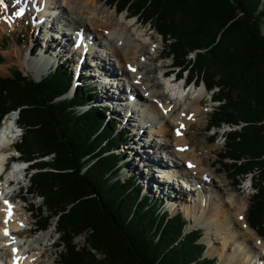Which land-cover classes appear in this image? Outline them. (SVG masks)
<instances>
[{
	"label": "trees",
	"instance_id": "16d2710c",
	"mask_svg": "<svg viewBox=\"0 0 264 264\" xmlns=\"http://www.w3.org/2000/svg\"><path fill=\"white\" fill-rule=\"evenodd\" d=\"M107 3L153 23L178 76L221 92L216 100L212 96L218 105L207 131L233 128L218 162L235 177H257L246 221L264 239V0ZM71 80L61 64L40 81L17 69L0 77V119L17 112L23 134L15 149L35 170L28 177L30 191L56 217L58 264H216L215 258L203 257L200 230L186 231L181 213L161 212L158 200L144 196L134 176L121 178L115 148L129 141L128 132L93 105L97 93L91 86L67 96ZM40 209L35 211L43 224H35L44 231L50 218ZM80 235L86 248L73 245Z\"/></svg>",
	"mask_w": 264,
	"mask_h": 264
},
{
	"label": "bare ground",
	"instance_id": "6f19581e",
	"mask_svg": "<svg viewBox=\"0 0 264 264\" xmlns=\"http://www.w3.org/2000/svg\"><path fill=\"white\" fill-rule=\"evenodd\" d=\"M12 1H14V4ZM58 1L60 5L58 8L52 7V10H54L53 12L50 13L49 10L46 12L52 17L51 23H48L49 25L40 24L46 29L43 42L47 47H45L46 49L44 50L50 48L49 54L53 57L57 56L61 58L67 54L64 49L69 40H72L71 37H74V44L77 43L78 39H81V45H86L89 49L87 52L83 53L81 46L78 49L80 55L78 57L82 58V60L87 58L91 59L92 64L90 67H88L85 62L82 64V67H85L84 70H86V68H92L93 72H95L92 78L100 83L98 85L102 87L99 91L100 98L98 99H100L102 103H108L114 112L123 110L126 115L122 117V120H125L128 126H132L133 122H129L131 121V116L133 115L134 117L132 119H135V115L139 110L137 109L136 111L133 107L141 109L144 105H147L149 109L147 112L150 116L147 117L143 114L146 121H141L140 125L134 129H148L149 127L145 125L146 122H149L148 120L154 119L155 122L157 121L159 127L156 131H151V135L157 138L161 137L165 141L164 144L168 146L170 153L175 157L176 162L179 161L180 163V165H177L173 161V163L170 164V162H168L169 159H166L167 155L164 157L165 160L155 148H152L153 145L151 146V143H148V148H145L144 145L139 148H136V146L134 148H132V146L128 147V149L131 148V152H133L132 161L134 160L137 162L136 168H138L137 170L139 172L137 175H140L139 177H141V179L143 177L141 183L145 189L151 191V188L155 187V191L152 190L154 194L160 197L164 196L167 200L172 202H179V206L183 205V197L185 198L186 195L190 197L191 191L192 195L194 192H197V197L194 196L193 199L191 198L188 202L189 204L186 206L184 205L183 210L187 214V210L190 208V214L194 212L200 214L203 226H207L209 229V237L213 236L214 239L221 240L220 251L218 250L219 252H217V247L215 246L213 249L210 248V253L208 255L212 256L213 253L217 254L221 259L220 264L264 263L260 261L261 253L264 250V242L248 227L247 223L243 221V213L247 208V203L250 198L247 199L244 195L240 196L238 193L234 192L233 189L230 188L231 185L227 183L225 185L227 187V193L220 195V202H218L217 207L212 208L211 211L209 207L214 205L213 199L211 197L207 199V196H202L203 190L201 186L204 185L203 179L207 175L204 170L200 168L203 160H196L194 150L190 153L187 151L190 148V142L185 138V131L191 127L192 120L201 115L200 106L201 102H203V98L199 95H192L182 81L176 82L165 78V70L161 71L160 75L162 76L161 78L165 80L164 85L167 86L165 87L172 95L164 100L166 92L158 94L152 90L150 86L152 79H144L143 76L145 74L142 75L140 70L147 68V66H144L142 63V59L152 62L154 58H156L150 57L148 51L155 42H153V37L151 35L146 34V30L138 28L136 22L133 24L125 23V16H122L118 20L115 19V23L112 22L114 24L109 21L106 22L107 25L105 27L103 25L100 26L96 24L94 18L91 17V14L96 17L99 15L100 17L102 12H104L102 9L103 7H98V0ZM2 2L8 5L7 8L9 10L5 12L0 8V31L5 32L9 29L8 26H10L11 30H14L20 20L13 16L14 12L29 14V11L34 10L37 6H41L43 11H45L47 8L46 5L48 4L50 6L53 0H0V7H2ZM13 8H15V10ZM60 9L64 17L56 16V12L58 10L60 11ZM84 14L88 16H84ZM53 16H55L54 19ZM109 16L113 18L114 15L111 13ZM48 21L49 20H47V22ZM77 22L79 23L78 25ZM62 27H66L69 33L61 31ZM89 27L90 29L93 28L92 33L88 31ZM100 29H103V32L98 33ZM57 40L60 41L57 42ZM102 41H104V43H102ZM97 47L102 49L105 48L97 52L95 50ZM105 49L108 51H105ZM106 54H111L114 60L111 61ZM16 57L17 61L22 64L19 54H17ZM49 64V58L43 59V57H41L36 60H31L30 63H28V67L35 69L36 74L39 76L44 73L46 69H50ZM149 71L151 72V70ZM122 76H124V79L121 85L117 83L114 87L106 83L111 82L113 79L117 80L118 77ZM126 82L131 86L129 91L127 90L128 88L123 85ZM195 85L196 84L193 83L192 88H195ZM201 89L202 91L205 90L203 86ZM124 94H127V97L131 95L136 96L133 101H130L128 98V100L126 99L127 101L123 102L122 97ZM115 96H117L119 100H116ZM179 101H181V104ZM131 109L133 111H131ZM130 111L132 112L131 114ZM16 120L17 115L9 113V115L5 116L0 121V172L12 150L15 152L14 147L19 138V128L16 125ZM181 124H183V130L179 129ZM210 139V137L208 138L206 136V140ZM215 148V146H212L210 151L215 150ZM167 162L169 164H167ZM184 164L189 165L190 168L185 169ZM178 166H182V171L184 173L178 175L179 178L176 176V168H178ZM11 168L13 169H11L8 174L10 173V177L13 179L14 175L17 173V165H15V168L14 166ZM155 174L157 175L156 177ZM187 177L194 179L196 182L192 189L185 186L186 183L184 178ZM160 178L162 181L165 178L167 180L169 179L170 182H166V180L163 182L159 181ZM9 179L10 178L7 179L6 177L3 182H0V252H4L5 256H0V260H2V264H34L38 261L37 259L40 257V251L43 246L39 244V249H37L38 247L36 249H31V254L28 250H23L21 236L24 231H20L23 229L26 220L22 221L18 219L19 216L17 217L18 208L16 203L9 202V195L6 194L9 187L7 186ZM209 179V183L211 184L212 179L210 177ZM15 181H19V177ZM212 184H214V182H212ZM175 185L176 187H174ZM219 187L220 186H214V188ZM185 202L186 200H184V204ZM239 217H241L242 220L240 223L242 227H239L240 229L238 228ZM54 229L47 231L43 238L41 236L35 237L36 240L34 243L50 237ZM32 232L33 230H31V233ZM209 237L208 240L212 242V239L210 240ZM205 246L207 247V245ZM46 247H48V245H46Z\"/></svg>",
	"mask_w": 264,
	"mask_h": 264
},
{
	"label": "rangeland",
	"instance_id": "374dc122",
	"mask_svg": "<svg viewBox=\"0 0 264 264\" xmlns=\"http://www.w3.org/2000/svg\"><path fill=\"white\" fill-rule=\"evenodd\" d=\"M58 2H59L58 0H53L52 4L50 6L58 8L60 6L58 4ZM106 2H107V0H98V7H101V8L103 7L102 9L104 10V12H102L100 17H99V15L96 17V16L91 14V17L94 18L96 24H99L100 26L103 25L105 27L107 25L106 22L111 21V23L112 22L115 23V19L118 20L120 17L125 16V23L133 24L136 22L139 29L146 30V32H147L146 34L151 35L153 37V42H155V43L153 44V46L148 51H149L150 57H156V58H154V61H152V62L142 59L141 60L142 63L144 64V66H147V68L145 67L146 69L143 68L142 70H140L141 71L140 73L142 75L145 74L143 76L144 79H148V78L152 79V83L150 86H151L153 91L157 92L158 94H160L162 92H164V93L166 92L165 93L166 97L164 99V100H166V98L170 97L172 94H171V92H169L167 90V88H166L167 86L164 85L165 80H163L161 78L160 72L164 71L166 68L171 66V61L168 59H165L164 45H162L163 43L160 39V36L155 31L153 23H143L144 21L141 18L131 17V15H129L126 12H119L116 10L115 7L109 6L108 3H106ZM5 7L3 6V8H5ZM63 7H65V6H63ZM13 9L15 10V8H13ZM53 11H50V13ZM55 11H56V9H55ZM44 12L45 11L41 10L40 6L36 7L35 11H32L29 14L27 13V14H24L21 16L20 15L17 16L16 13L14 12L13 16L20 19L18 24L14 28V30L13 29L11 30L10 26H8L9 29L7 31H5V32L0 31V77H3V78L9 77L11 75V72L13 70L17 69L20 72H22L24 76H28L35 81H40V79L42 77H44L51 69H54V67L59 65L61 62H63L65 65H67L66 68H68V70L70 71L72 79H74L76 77V74L77 75L81 74V76H82V73L80 71H78L74 65V63L76 62V59H77L76 53H71L69 55L65 54L64 56H66V57L70 56V58L73 59V60H70L69 62H66L65 59L64 60L59 59L61 61H57L56 59L60 58V57H57V56L53 57L51 54H49L50 48H47V50H44V49H46L45 47H47L46 44H44V42H43L44 36H45L44 33H45L46 29L40 25V21L41 22L42 21L47 22V20H46L47 17L42 20V18H44L43 15L46 14ZM56 13L58 14L59 17H64L61 9H60V11L58 10ZM111 13H112V15H114L113 18H111L109 16ZM84 16H88V15L84 14ZM109 17H110V19H109ZM49 21H48V23H50ZM114 23H112V24H114ZM78 24L79 23L77 22V25ZM63 29H64L65 33H69V31L67 30L66 27H64ZM88 31L90 33H92L93 28L90 29V27H89ZM133 31L135 32L134 28H133ZM101 32H103V29H100L98 31V33H101ZM261 32H262L261 34L263 35L264 26H262ZM71 38H72V40L71 41L69 40V42L73 43L74 37H71ZM102 43H104V41H102ZM43 44L45 45V47L43 46ZM67 46H68V44L65 45V49H64V51L66 53H67ZM107 49H108V47H107ZM107 49H105V51H108ZM97 51H100V50L98 49ZM17 54H19L20 59L22 61V64H20L17 61V57H16ZM64 56L62 58H64ZM107 56H109V59H111V61L114 60L111 54H109ZM41 57H43V59H48V58L50 59V64H49L50 69H46L44 71V73H42L41 75L38 76L36 74L35 69L28 67V63H30L31 60H36V59L41 58ZM158 57H160L162 59H157ZM190 57L193 58V54H191ZM78 60H82V58H78ZM84 62L86 64H88V63L92 64L90 58L83 59L82 64ZM117 65L118 64L116 63V66ZM80 68L83 70L85 67H82V65H81ZM149 70H151V72ZM208 72H209L208 73L209 76L213 75L212 71H208ZM86 73L88 74V76H90V74L93 75V77L95 74V72H93V69H91V68H87ZM184 77H186V76H184ZM170 78L173 79V77H170ZM218 78H219L218 75H215L213 77L214 80L218 79ZM80 79H81V77L79 78V76H78L77 80H76V82H78V84L81 83ZM92 79L87 78V79H85L86 81L82 80V82H86V83H90V84L93 83V86H95L96 91H97V96L95 95V97L93 99L100 98L99 97V95H100L99 91L102 87L98 85L100 83H98L94 78H92ZM114 80L115 79H113L111 82H106V83L109 85L114 84L113 86L115 87L117 85V83H115ZM193 82H195V79H194V81H188L186 79L187 88L190 90L189 92L192 93V95L201 96L203 98V102H201V106H200L201 115L197 116L194 120H192L191 127L185 131V138H186V140H189V142H190L189 143L190 148L187 151L190 153V152H192V150H194V153L196 155V160L197 161H199L200 159L203 160V163L201 164L200 168H202L204 170L205 174L208 176V178L206 176L205 179L207 180V179H209V177L212 179L211 184L207 183L208 181H206V183L203 185L204 187L201 186V189L203 188L202 189L203 190L202 196L203 197L207 196V199L209 197H211L214 201V205L209 207V209L212 211V208L217 207L218 202H220L219 201L220 195L227 193V190H226L227 187L225 186L227 183H229L231 185L230 188L233 189L234 192L238 193L240 196L244 195V196H246L247 199H249L254 193V185L257 182V179H256L257 177H254V178H251L250 176H247V177L245 176V178L235 177L233 175V173H231V172L226 173L224 171V168L218 162L220 160L219 154L222 153L226 133L229 132L231 128H229L228 126H222L218 129H213V130L207 131V124H208V121L210 119L211 112H212L213 108L218 105V103L213 102V98L216 100L221 92L218 93L217 88H213V90H207L203 86V84L200 82L199 83L195 82V84H196L195 88H192ZM156 83H157V85H156ZM202 86L205 89L204 91H202V89H201ZM73 89L75 90L76 88L72 87L71 91ZM70 95H71V93L67 94V96H70ZM212 96H213V98H212ZM210 98L212 99L211 101H210ZM126 99H127V94H124L122 97V101L123 102L127 101ZM96 102H98L100 107L104 106V103H102V101L100 99H97ZM179 102L181 104V101H179ZM145 106H147V105H144V107ZM143 109L147 110L148 108H143ZM143 109L140 111H142L145 116H147V117L150 116V114L147 112V111H149V109L147 111L145 110L147 112L146 114H145ZM112 112L113 113H110V115H109V117L112 119L119 118L122 120V117L124 115H126L123 110H119L118 112H114L112 110ZM7 115H9V114H7ZM7 115H5V116H7ZM106 116H107V114H106ZM133 117L134 116L132 115V118ZM130 120L131 121H129V122L136 121L135 119H130ZM146 124H147V122H146ZM151 125L152 126L155 125L156 127H152L151 129H149L150 127L148 129L141 128L140 130L143 129L142 130L143 133H141V134H139V131H140L139 129H137V130H135L134 128L131 129V132H132L131 134L133 135V137H132V139H130V141L128 142V144L126 146L127 150L124 147L123 148L120 147L119 149L115 148L116 152L119 155L122 154L121 156L124 159V161L120 163V165L122 167L120 176L122 179H124L127 176H135V178L137 179V184L142 186V190H143L142 194L144 196H149L150 198H152V200L156 199L159 202H162L163 206H162L161 212L165 211L170 216H173L174 214H176V212H180L181 210H183L184 205L186 206L187 204H189L188 202L190 201L191 198L193 199L194 196L197 197V192H194L192 195V191H191L190 197L188 195H186V196L184 195L185 198L183 197V201H182L183 205L179 206L178 205L179 202H176V201L172 202L170 200H167V198L164 196L160 197L159 195L154 194L152 190L155 191V187L151 188V191H150V190H146L145 187L142 185L141 181L143 180V177L141 179V177H139L140 175L139 176L137 175L139 173L137 170L138 168H136L137 162L134 160L132 161L133 152H131V148L128 149V147L132 146V148H134L136 145H141L144 142V147L148 148L149 144L151 143V146L153 145L152 148H155V150H157V152L160 153L161 157L164 158L167 155L166 159H169L168 162H170V164L173 163V160L175 159L173 154L170 153L168 146L164 144L165 141L161 137L157 138V137H154L151 135V131H156L159 127V125L157 124V121L151 122ZM126 126H128V125H126ZM239 127L240 126H237L236 128H239ZM231 130H233V128ZM18 133H19V138L16 141L15 145H19V142H21V137H22L23 132L20 128H19ZM206 136L208 138L212 136L213 138L211 140H206ZM138 138H140V140L134 143V140H136ZM145 138H147V140L144 141ZM212 146H215L216 148H215V150L210 151V149H212ZM136 148H137V146H136ZM14 153L15 152L12 150L10 155L14 154ZM20 159L23 160L22 158H20ZM168 162H167V164H169ZM178 162H177V164H179ZM22 166L23 165L19 166V169ZM178 167H181L180 168L181 174H184L182 171V169H183L182 166H178ZM17 169H18V165H17ZM34 172H35V170L31 171V169L29 168V171L27 173H22V172L16 173V175H14L13 179L16 180L19 177V179H20L19 184L20 185L16 184L13 187L8 188L6 194L7 193L18 194L17 196H19L20 200H14V203H16L17 208H18L17 209V217L19 216V218H18L19 220H22V221L26 220L24 222V224H25L24 228L26 230L27 229H33V231H34V234L33 233L28 234L27 231H24L23 235L21 236V242L23 243V247H22L23 250L24 249L28 250L29 253L31 254V249H36L37 247H38L37 249H39L40 248L39 244H42L43 247L41 248V251H40L41 252L40 257L37 259L38 261H36L35 263L36 264H58L60 261L59 252L61 251V249H59V250L56 249V244L59 242L58 241V233L56 232V229H54L56 227V224H55L56 217L55 218L52 217L50 212L48 211V209H46L43 206L42 199L40 197H38L35 193H33V191H30V184L28 183V177L30 176V174H33ZM10 176H11V174L7 173L4 175V178H6V177H7V179L11 178ZM156 176L157 175L155 174V177ZM164 180H166V182L167 181L170 182L169 179L167 180L165 178ZM159 181H162V179L160 178ZM212 182H214V184H212ZM175 184H176V182H175ZM214 186L215 187L220 186V187L214 188ZM174 187H176V185ZM186 187H188V185H186ZM184 200H186L185 204H184ZM248 203H249V201H248ZM248 203H247V208L249 206ZM175 204H176V207H175ZM179 207L181 209H178ZM38 208L39 209L41 208L40 210H42V212H43V214H42L43 217L50 218L48 220L50 222V226L44 231H38V229L36 230V227H35L36 226L35 223L38 220L40 221L39 224H43L42 218L40 219L39 217H37V214L35 211V209H38ZM247 208H246L245 212L243 213V217H244L243 221H245L246 223H247V221H246ZM189 209L190 208H188V210H187V214L183 210L184 211L183 212L184 217L186 219H190V224L187 226L186 231H188V230L191 231V229H202V236H201L199 242L204 244V245H207L206 250H205L206 253L204 252L203 257L205 256L206 258H215L216 264H220L221 259L219 256H217V254L213 253L212 256H209L208 254L210 253V248L213 249L215 246L217 247V252L220 251L221 240L220 239H214L213 236L209 237V235H208L209 229L207 228V226H203V221L200 217V214H198L196 212L190 214ZM238 222H239L238 228L239 227L241 228L242 227V225H240V223L242 222L241 217H239ZM52 229H54V231L52 232L50 237L44 238L43 240H41V241L39 240L38 242L34 243V241L36 240L35 237L41 236L43 238L44 234L47 231L52 230ZM208 237L210 238V240L212 239V242H210L208 240ZM84 238H85V235H80V236L74 238L73 239V245H75L76 247H85L86 248ZM259 238L264 242L263 238H261V237H259ZM53 243H54V245H52ZM252 244H254V243H252ZM46 245H48V247H46ZM254 245H256V244H254ZM28 246L30 247V249ZM263 252H264V250H263ZM262 253H261V260L260 261L264 262V253L263 254ZM0 256L5 257L4 252L1 251ZM258 264H264V263H258Z\"/></svg>",
	"mask_w": 264,
	"mask_h": 264
},
{
	"label": "snow or ice",
	"instance_id": "6c2138e0",
	"mask_svg": "<svg viewBox=\"0 0 264 264\" xmlns=\"http://www.w3.org/2000/svg\"><path fill=\"white\" fill-rule=\"evenodd\" d=\"M22 13L21 12H17L16 15L19 16L21 15ZM179 134V133H178ZM191 166V165H190Z\"/></svg>",
	"mask_w": 264,
	"mask_h": 264
},
{
	"label": "water",
	"instance_id": "95a60500",
	"mask_svg": "<svg viewBox=\"0 0 264 264\" xmlns=\"http://www.w3.org/2000/svg\"><path fill=\"white\" fill-rule=\"evenodd\" d=\"M12 113H14V114H16L17 115V112H12ZM204 255V254H203ZM205 257V256H204Z\"/></svg>",
	"mask_w": 264,
	"mask_h": 264
}]
</instances>
